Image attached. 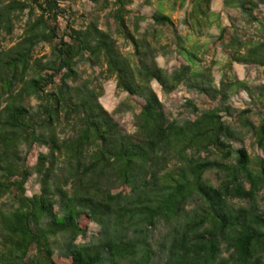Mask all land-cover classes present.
<instances>
[{
	"label": "trees",
	"instance_id": "1",
	"mask_svg": "<svg viewBox=\"0 0 264 264\" xmlns=\"http://www.w3.org/2000/svg\"><path fill=\"white\" fill-rule=\"evenodd\" d=\"M73 1L0 0V42L28 12L21 39L0 47V264H264V85L236 78L217 87L180 38L186 64L168 72L158 50L129 30L131 1L115 0L110 19L133 46L132 60L97 22L76 29L67 19L62 29L70 17L63 4ZM212 1L190 0L198 26L211 25ZM223 3L264 28L255 12L264 0ZM144 19L136 16L137 30ZM170 19L152 17L162 27ZM226 33L228 68H264V39L236 32L226 41ZM41 45L51 52L38 59ZM80 63L106 68L105 81L143 102L133 134L101 105V87L82 80ZM153 82L165 95L185 86L223 106L237 87L263 109L254 122L251 109L201 111L188 101L191 118L170 120ZM252 140L261 156L251 154ZM36 146L47 152L29 166ZM34 176L40 192L28 196ZM91 223L100 232L80 243Z\"/></svg>",
	"mask_w": 264,
	"mask_h": 264
},
{
	"label": "rangeland",
	"instance_id": "2",
	"mask_svg": "<svg viewBox=\"0 0 264 264\" xmlns=\"http://www.w3.org/2000/svg\"><path fill=\"white\" fill-rule=\"evenodd\" d=\"M130 1L131 4L127 7V10L131 11L132 14L125 18L128 28L137 39L144 37L146 42H149L158 50L156 61L163 69L172 72L178 66L186 64L183 57L179 54L180 38L184 42V46L197 55L198 68L211 70L210 73L217 87L221 85V82L225 84L234 83L236 78L250 87L264 85V68L244 66L236 63L232 65V69L228 68L229 56L223 48V42L220 40L221 29H227V33L224 36L226 41L236 32L242 39H264V28L262 26L258 27L256 24H249L246 16L240 10L225 7L223 0H213L211 3L213 16L208 20L211 25L203 24L198 26L191 16L192 4L190 0H186L184 4L182 0ZM114 2L115 0H109L108 2L103 0L100 4H94L91 0H75L64 3L63 6L69 12L70 17L67 18L68 16H66L63 17V20H60L61 28H65L67 19L73 23L76 29H85L90 23L97 22L102 30H110L121 54L135 60L133 46L116 34L115 23L110 19V15L115 10ZM159 12L169 16L173 26L162 27L155 25L152 17ZM255 12L264 24V5H259ZM35 15H39V12L36 11ZM137 15L145 18L140 22L138 30L135 26ZM21 17V21L16 24L13 35L1 40V48L10 49L21 39L28 19V12ZM50 52L48 45H41L36 50L35 58L39 59L49 55ZM236 66H240L238 72ZM104 69L106 68H92L87 63H80L78 66V71L83 81H91L93 87H96L98 91L101 87L103 96L99 101L104 109L114 117L125 134H133L136 131L133 124L134 115L140 112L143 102L136 97H129L126 93L118 91L115 79L105 81L103 79L104 75H101ZM152 87L163 103L168 118L179 122L191 118L186 109L188 101H192L201 111L225 107H229L233 111L251 109L255 113V116L251 118L254 122L259 121L257 114L261 113L263 109V104L255 103L246 92L237 87L229 91L230 97L224 106L220 102V98L211 100L205 95L187 90L185 86H180L170 95H165L156 82L152 83ZM118 109L121 112H118ZM223 115L227 122H233L232 118L225 116V114ZM253 143V140L251 143L249 142L251 154L261 156V152L253 146ZM235 146L239 147V144ZM46 152L47 150L43 147H34L28 158V165H35L39 154ZM209 176L214 179L212 175ZM26 189L28 196H33L40 192V186L35 176L29 179ZM88 230V237L79 239L80 243L89 241L92 236L97 235L100 232V227L91 223Z\"/></svg>",
	"mask_w": 264,
	"mask_h": 264
},
{
	"label": "crops",
	"instance_id": "3",
	"mask_svg": "<svg viewBox=\"0 0 264 264\" xmlns=\"http://www.w3.org/2000/svg\"><path fill=\"white\" fill-rule=\"evenodd\" d=\"M236 67H237V66H236ZM238 70H240V66L237 67V72H238ZM237 74H239V73H237Z\"/></svg>",
	"mask_w": 264,
	"mask_h": 264
}]
</instances>
